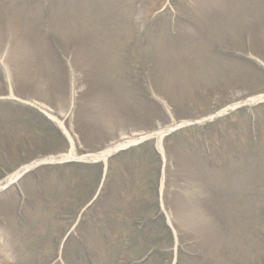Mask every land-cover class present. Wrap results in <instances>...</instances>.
I'll list each match as a JSON object with an SVG mask.
<instances>
[{"label": "rangeland", "instance_id": "rangeland-1", "mask_svg": "<svg viewBox=\"0 0 264 264\" xmlns=\"http://www.w3.org/2000/svg\"><path fill=\"white\" fill-rule=\"evenodd\" d=\"M1 60L12 88L0 85V95L36 101L61 122L71 104L60 60L69 64L74 128L86 151L77 157L165 129L170 121L146 98L151 73L173 123L197 122L164 140L172 167L164 168L162 209L178 238V264H264V109L255 128L235 111L220 120L264 98V0H0ZM210 121L216 125L206 129ZM26 125L36 130L18 112H0V168L70 154L55 136L28 135ZM152 140L160 152L163 138ZM148 148L125 169L114 167L112 197L136 201L141 191L151 199ZM14 171L0 172V184ZM67 172L74 186L43 171L41 185L14 179L0 192V264H56L66 228L56 215L68 209L51 204L65 205L71 191L86 194L94 176ZM19 184L35 202L18 196ZM82 246L71 241L67 260L83 256Z\"/></svg>", "mask_w": 264, "mask_h": 264}, {"label": "trees", "instance_id": "trees-1", "mask_svg": "<svg viewBox=\"0 0 264 264\" xmlns=\"http://www.w3.org/2000/svg\"><path fill=\"white\" fill-rule=\"evenodd\" d=\"M68 177L69 175L64 176L62 181H65ZM70 182L71 180L68 179L67 183ZM72 182L74 186L75 180H72ZM68 194L71 195L70 192ZM80 195L81 193L76 198L77 202H70V198L64 200V202L69 201L67 206L72 209L78 203ZM122 205V212L119 215L113 212V208L117 206L116 201L109 207L108 212L113 213L114 217L112 222L111 219L107 221L103 229H98L99 223L97 221L91 220L87 222L85 239L83 238L85 240V248L82 249L83 256L80 257L81 254L79 252L75 255L71 254L73 259H71L70 264H132L141 260L149 252H151V255L145 264H165L168 261L165 256L155 252L163 249L159 248L165 245L162 244V240H166V245H168L170 242L169 231L163 229L162 238L155 234L156 232L153 228L151 229L148 226H144L141 231H137L135 226L132 227V222L135 217L139 218V215L135 216V211L131 209L129 204L123 202ZM51 207L58 211L61 206L54 204ZM96 211L97 208L89 216L94 215ZM149 230L150 232H148ZM88 238H94L97 241V243L94 242L96 247L90 245L87 241ZM91 248H93V253L90 252ZM103 255L105 257H102ZM95 258L98 262L94 261Z\"/></svg>", "mask_w": 264, "mask_h": 264}, {"label": "bare ground", "instance_id": "bare-ground-1", "mask_svg": "<svg viewBox=\"0 0 264 264\" xmlns=\"http://www.w3.org/2000/svg\"><path fill=\"white\" fill-rule=\"evenodd\" d=\"M160 135H161V133H160ZM159 135V136H160ZM124 145H122L121 143L120 144H118L113 150H117V149H119V148H121V147H123ZM110 151H112V150H110ZM109 153V151H104V152H101L99 155H98V157L99 158H102V157H105L107 154ZM19 174H20V172H16V173H14L8 180H6V182L4 183V184H0V190H1V188L2 187H6L8 184H10L17 176H19Z\"/></svg>", "mask_w": 264, "mask_h": 264}]
</instances>
